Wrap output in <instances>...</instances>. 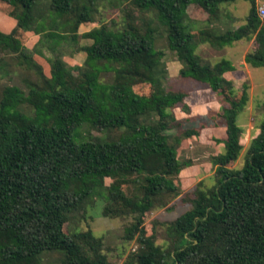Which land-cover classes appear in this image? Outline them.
I'll return each mask as SVG.
<instances>
[{
    "label": "trees",
    "instance_id": "16d2710c",
    "mask_svg": "<svg viewBox=\"0 0 264 264\" xmlns=\"http://www.w3.org/2000/svg\"><path fill=\"white\" fill-rule=\"evenodd\" d=\"M41 1L0 0V264H113L88 223L97 200L104 217L130 220L121 238L136 248L123 250V264H264V118L242 167L230 168L244 147L237 119L249 86L235 84L226 58L211 64L197 52L252 41L244 62L264 68V0H243L250 8L236 29L222 12L238 0ZM101 9L119 17L96 22ZM86 24L95 26L80 33ZM158 39L181 64V79L224 102L211 186L183 192L190 162L178 149L199 133L168 134L186 94L161 85ZM63 43L83 61L63 60ZM176 199L188 208L163 224L158 244L145 215Z\"/></svg>",
    "mask_w": 264,
    "mask_h": 264
},
{
    "label": "rangeland",
    "instance_id": "374dc122",
    "mask_svg": "<svg viewBox=\"0 0 264 264\" xmlns=\"http://www.w3.org/2000/svg\"><path fill=\"white\" fill-rule=\"evenodd\" d=\"M44 4L46 2L42 0L40 5L43 7ZM261 5H264L263 1L257 2V6ZM249 8L250 4L243 0H238L224 7L225 11L222 13L229 14L233 21L229 24L230 29H236L245 23ZM100 13L101 15L95 17L96 22L99 20L107 22L110 19L119 17V13L116 11L112 13L101 9ZM94 26L95 24L82 25L79 27V32H87ZM31 40L30 43H27V47L30 49L32 47L34 48V38ZM87 43L85 40H80L78 46H83ZM60 46L61 48H58L63 60L70 62L75 59L79 63L83 61L84 56L75 51V45L63 43ZM158 48L163 49L165 53L163 61L167 68L166 80L165 82H160L161 85L167 89L169 86H173L176 89L184 91L186 94L184 103L178 104L173 110L174 118L179 123L169 130L168 134L178 136L188 129L198 131L199 133L198 138L190 140L178 149L179 160L182 162H190V166L185 167L180 174L187 186L183 192L192 190L199 182L206 186H211L214 183L213 175L215 170L210 163L211 157L223 151L221 146L217 147L214 144V136H222V126L224 123L220 117V109L223 107L224 102L221 96L212 93L206 86L195 84L190 80H183L178 76L181 64L175 56L167 51L162 39H158ZM252 48V41H238L222 50H215L204 44L198 47V55L206 62L214 64L222 57L229 60L237 69L235 76L239 79H235V84H241L246 81L249 86V101L237 119L239 126L242 128L241 137L244 142V147L238 160L230 165V168L233 169L242 167L249 142L255 135L261 120L264 118V68L249 67L244 62V56ZM46 51L49 52L48 50ZM47 52L44 51L47 56H51V53L49 52V54ZM15 80L18 81L17 78ZM150 92L151 90L147 94H150ZM23 110L30 113L28 108H24ZM97 134V132H93V135ZM103 204L101 200L96 201L95 207L90 211L92 219L88 220V223L95 235L104 238L105 246L108 247L107 253L110 261L113 264H123V250L128 252L136 248L133 242L125 243L121 238L123 228L129 224L130 220L126 218L109 219L104 217L101 213ZM174 205L175 207L170 210L156 209L145 215L144 225H146V231L147 233L154 232L156 234V242L158 244L164 242L163 239L166 235L163 224L172 222L188 208V205L178 204L177 199ZM77 225L82 230L86 227V224L83 222Z\"/></svg>",
    "mask_w": 264,
    "mask_h": 264
},
{
    "label": "built area",
    "instance_id": "2783aa9c",
    "mask_svg": "<svg viewBox=\"0 0 264 264\" xmlns=\"http://www.w3.org/2000/svg\"><path fill=\"white\" fill-rule=\"evenodd\" d=\"M257 12L260 17V19H264V5L257 6Z\"/></svg>",
    "mask_w": 264,
    "mask_h": 264
},
{
    "label": "crops",
    "instance_id": "0c3cea01",
    "mask_svg": "<svg viewBox=\"0 0 264 264\" xmlns=\"http://www.w3.org/2000/svg\"><path fill=\"white\" fill-rule=\"evenodd\" d=\"M32 38H34V37H29V40H31ZM34 41V40H33ZM197 52H198V49H197Z\"/></svg>",
    "mask_w": 264,
    "mask_h": 264
}]
</instances>
